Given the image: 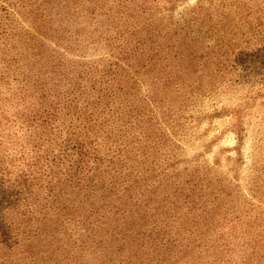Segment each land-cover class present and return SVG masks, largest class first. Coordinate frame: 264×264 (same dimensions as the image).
Segmentation results:
<instances>
[{
	"label": "rangeland",
	"instance_id": "rangeland-1",
	"mask_svg": "<svg viewBox=\"0 0 264 264\" xmlns=\"http://www.w3.org/2000/svg\"><path fill=\"white\" fill-rule=\"evenodd\" d=\"M0 264H264V0H0Z\"/></svg>",
	"mask_w": 264,
	"mask_h": 264
},
{
	"label": "trees",
	"instance_id": "trees-1",
	"mask_svg": "<svg viewBox=\"0 0 264 264\" xmlns=\"http://www.w3.org/2000/svg\"><path fill=\"white\" fill-rule=\"evenodd\" d=\"M79 160L82 161L83 160V157H81Z\"/></svg>",
	"mask_w": 264,
	"mask_h": 264
}]
</instances>
